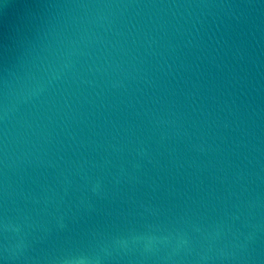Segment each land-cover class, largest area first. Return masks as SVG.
I'll return each mask as SVG.
<instances>
[{"label":"water","instance_id":"1","mask_svg":"<svg viewBox=\"0 0 264 264\" xmlns=\"http://www.w3.org/2000/svg\"><path fill=\"white\" fill-rule=\"evenodd\" d=\"M0 264H264V0H0Z\"/></svg>","mask_w":264,"mask_h":264}]
</instances>
